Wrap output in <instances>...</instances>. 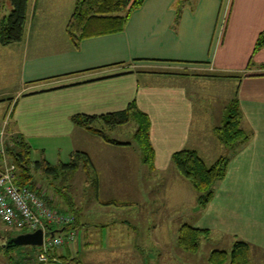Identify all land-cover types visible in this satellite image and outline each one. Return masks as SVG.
I'll list each match as a JSON object with an SVG mask.
<instances>
[{"label":"crops","instance_id":"0c3cea01","mask_svg":"<svg viewBox=\"0 0 264 264\" xmlns=\"http://www.w3.org/2000/svg\"><path fill=\"white\" fill-rule=\"evenodd\" d=\"M74 3L28 0L21 41L0 45V80L7 83V75L17 80L15 92L1 94L11 96L7 100L13 122L2 120L0 127L5 136L90 139L96 151L79 146L74 151L88 154L99 186L105 174L101 170L110 163L96 166L94 152L133 161L130 153L138 146L105 143L74 125L71 118L121 111L134 103L148 117L153 149L151 168L142 156L135 160V168H148L136 175L140 179L137 191L151 192L154 200L166 201V208L175 213L185 203L191 205L192 195L196 201L197 194L176 171L173 153L194 150L209 166L227 152L214 131L219 125L194 98L203 102L209 82L231 79L241 112L240 127L250 133V139L230 157L224 178L215 184L210 202L200 208L194 225L239 235L249 245L252 264V249L264 254V45L256 49L264 32V0H144L132 11L123 31L83 39L77 49L65 32ZM215 147L223 155L212 157ZM76 217L81 226L80 216ZM115 223L82 229L87 238L97 236L96 227H102L104 247L106 241L112 245L124 239L125 227L119 228V236L112 234L117 232ZM137 228L129 225L126 230ZM72 246H66L62 255L71 258ZM6 252L0 247V253ZM2 259L0 255V264H7Z\"/></svg>","mask_w":264,"mask_h":264},{"label":"rangeland","instance_id":"374dc122","mask_svg":"<svg viewBox=\"0 0 264 264\" xmlns=\"http://www.w3.org/2000/svg\"><path fill=\"white\" fill-rule=\"evenodd\" d=\"M58 1L62 2V0ZM0 7L5 10L8 9V0H0ZM68 17L67 19H69ZM58 19L61 20L62 16ZM7 79V83L0 80V87L4 86V89L0 88V99L4 98V101L0 103V127L2 120L13 122L10 116L12 114V107L9 104L10 99L7 100L11 96H1V94L11 91L15 92L17 80H11L9 75H7ZM228 80L209 82L205 86L208 96L205 97L203 102L201 99L194 98L196 103L208 108L212 121L216 125L223 123L225 107L230 102L229 99L235 97V85L233 81H230L231 79ZM134 132L135 128L131 122L116 127L111 131H106L111 138L120 142H129L136 147L133 140ZM21 137L30 146L31 162L45 160L51 167H56V169L61 164H66L70 161V156L76 146L84 149L91 147L92 151H96L93 146L95 144L88 137V141H76L74 137L67 139ZM15 138L16 136L6 133L5 140L10 142ZM218 150L215 147L212 157L223 155V151L221 149L220 151ZM94 153L95 159L98 161H95L96 166L98 163H110L106 170H101V173L104 171L105 174H101L100 185L96 186L99 190V196L98 191L96 193L94 184L95 172L82 166L72 175H66L60 169L56 170L54 175L48 172L33 171L32 183L34 187L38 188L47 197V200L52 198L55 203H59L67 214L72 215V212L66 210L68 207H72L78 217L80 216L79 222H81V226L80 223L79 226L81 229L82 227L89 228L91 225L110 224L112 226L113 222H116L114 230H117V232L112 234L119 236V228L123 229L125 227V236L123 237L121 231V237L124 239L120 243L116 241L111 245L106 241L104 243L107 244H104L103 247L100 242L103 239L100 233L102 227H96L99 228L97 236L93 233L92 236L87 238L85 230L82 229L80 235L75 236L72 243L68 241V234L73 229H65L62 233L56 234V236L61 237L65 241V244L60 248L51 250V254L60 262L68 264L66 259H60L59 257L65 253V247L71 244L73 245L69 248L71 260H75L79 264H210L208 257L212 251H229L232 244L240 239L238 234L236 236L225 233L222 229H213L210 230L206 237L200 239L197 252L189 253L183 251L176 243L177 231L183 224L195 227L194 224L197 223L201 214V209L193 195L190 200L191 205L185 203L184 209L173 213L166 208V201L160 200L157 202L154 200L155 195H152L151 192L147 194L144 192L138 193L137 185L140 179H137L136 175L141 173V171L142 173L146 172L148 168L147 166L143 170L140 168L141 171L135 168L138 166V160L137 163H135V160L141 156V152L137 147L135 152L130 153L133 161H128L129 158H124L119 154L105 153L102 156L100 152ZM99 168H102L101 164ZM131 183L133 185H130ZM161 189L165 191L163 186ZM110 200L120 201L118 202L119 204L130 201L131 205L116 206L106 204ZM188 206H191V208ZM121 220L129 224L124 226L118 222H121ZM129 225L134 228L137 226L138 228L136 231L132 229L126 230ZM60 228L54 226L53 230H59ZM26 232V230L20 228H9L0 221V235L15 236ZM87 239H89L91 244L87 242ZM110 251L112 252L110 253ZM40 252L41 247L24 246L13 247L4 254L0 253V255L4 256L7 264H41L37 258ZM258 252H260L258 249L251 250L252 264H264V254ZM5 260L2 259V262L5 263Z\"/></svg>","mask_w":264,"mask_h":264},{"label":"trees","instance_id":"16d2710c","mask_svg":"<svg viewBox=\"0 0 264 264\" xmlns=\"http://www.w3.org/2000/svg\"><path fill=\"white\" fill-rule=\"evenodd\" d=\"M144 0H75L72 13L66 23L65 32L73 48L77 49L83 39L116 34L123 31L132 11L140 7ZM9 7H0V45L7 46L20 42L23 36L28 0H8ZM264 45V32L260 34L256 42V49ZM74 125L83 129L86 133L100 138L102 141L113 145H128L108 136L106 131L133 123L135 125L134 142L138 146L142 161L149 168L152 167L153 149L149 142V120L134 103H130L121 111L110 112L99 116L77 114L71 118ZM241 112L236 97H233L225 107L223 123L214 128L216 137L226 149V154L219 157L214 163L207 166L202 158L194 150H180L173 153L171 159L178 174L187 180L196 192V203L200 208H205L213 196L215 184L222 180L226 173L229 159L238 148L250 139V133L240 127ZM100 125V126H99ZM6 141V151L9 159L16 167V183L21 186H29L32 190L40 192L32 183L33 171L48 172L52 175L60 169L66 175H72L80 166L95 172L93 164L85 152L74 151L70 161L61 164L58 169L53 168L45 161L31 162L30 146L21 137ZM227 155V156H226ZM95 189L97 186L96 173H94ZM47 200V197H45ZM49 203V202H48ZM51 204V203H50ZM116 206L118 202H107ZM54 208L65 212L59 203H53ZM72 212L76 218L64 229H73L77 232V213L72 207L66 209ZM207 229H200L190 225H182L177 231V246L185 252L195 253L199 247V241L208 235ZM11 248H7L9 251ZM66 259L70 264H79L66 255L59 257ZM210 264H250L249 245L241 240L235 241L229 251L214 250L208 257Z\"/></svg>","mask_w":264,"mask_h":264},{"label":"built area","instance_id":"2783aa9c","mask_svg":"<svg viewBox=\"0 0 264 264\" xmlns=\"http://www.w3.org/2000/svg\"><path fill=\"white\" fill-rule=\"evenodd\" d=\"M45 197L41 191L16 183V167L7 155L5 132L0 128V221L9 228H20L27 232L42 230L43 244L38 261L41 264H64L51 254L52 249L65 244L61 237L56 236L59 232L53 227H61L59 230L63 232L64 227L73 222V216L54 208V200H46ZM51 231L56 232L49 238ZM75 236L77 232L72 230L68 234V241L72 243Z\"/></svg>","mask_w":264,"mask_h":264},{"label":"water","instance_id":"95a60500","mask_svg":"<svg viewBox=\"0 0 264 264\" xmlns=\"http://www.w3.org/2000/svg\"><path fill=\"white\" fill-rule=\"evenodd\" d=\"M57 232H62V230H56ZM49 233V238L53 237L54 232ZM43 244V232L42 230H35L34 232L20 233L15 236H4L0 235V247L7 249L13 247H40Z\"/></svg>","mask_w":264,"mask_h":264}]
</instances>
